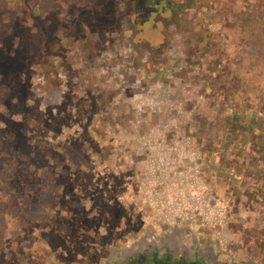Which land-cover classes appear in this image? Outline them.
I'll return each mask as SVG.
<instances>
[{
  "label": "rangeland",
  "instance_id": "rangeland-1",
  "mask_svg": "<svg viewBox=\"0 0 264 264\" xmlns=\"http://www.w3.org/2000/svg\"><path fill=\"white\" fill-rule=\"evenodd\" d=\"M153 252L264 264V0H0V264Z\"/></svg>",
  "mask_w": 264,
  "mask_h": 264
},
{
  "label": "trees",
  "instance_id": "trees-1",
  "mask_svg": "<svg viewBox=\"0 0 264 264\" xmlns=\"http://www.w3.org/2000/svg\"><path fill=\"white\" fill-rule=\"evenodd\" d=\"M231 133V128H230ZM118 264H198L195 260H190L185 257H175L170 253L164 255L153 252L144 258H130Z\"/></svg>",
  "mask_w": 264,
  "mask_h": 264
}]
</instances>
